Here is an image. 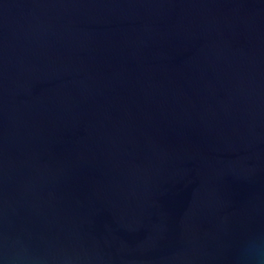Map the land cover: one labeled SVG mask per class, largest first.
<instances>
[{"label":"water","instance_id":"1","mask_svg":"<svg viewBox=\"0 0 264 264\" xmlns=\"http://www.w3.org/2000/svg\"><path fill=\"white\" fill-rule=\"evenodd\" d=\"M0 264H264V0H0Z\"/></svg>","mask_w":264,"mask_h":264}]
</instances>
